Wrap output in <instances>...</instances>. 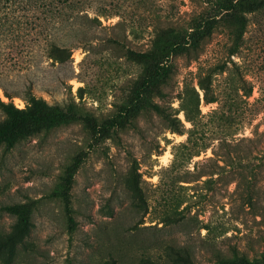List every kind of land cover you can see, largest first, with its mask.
I'll list each match as a JSON object with an SVG mask.
<instances>
[{
	"label": "rangeland",
	"instance_id": "rangeland-1",
	"mask_svg": "<svg viewBox=\"0 0 264 264\" xmlns=\"http://www.w3.org/2000/svg\"><path fill=\"white\" fill-rule=\"evenodd\" d=\"M0 5V264H264V0Z\"/></svg>",
	"mask_w": 264,
	"mask_h": 264
},
{
	"label": "trees",
	"instance_id": "trees-1",
	"mask_svg": "<svg viewBox=\"0 0 264 264\" xmlns=\"http://www.w3.org/2000/svg\"><path fill=\"white\" fill-rule=\"evenodd\" d=\"M17 1V0H0V2ZM22 1V0H19ZM39 0H26V3ZM67 1V0H60ZM1 6V5H0ZM16 10V6L12 7ZM8 15V11L4 6L0 7V32L7 30L11 27L14 28V21H5V17ZM8 25L9 27H7ZM59 49H66L65 46H59ZM71 49L69 48L67 54L71 55ZM5 94L11 98L12 94L5 89ZM27 104L25 107L17 106L12 99L4 100L0 96V108L8 115L9 119L0 126V140H7L13 143L19 137L32 132L38 122L41 121H54L59 118H63V115L51 113L47 109V102L36 96L32 91H27L26 95ZM10 210L16 211V206H8Z\"/></svg>",
	"mask_w": 264,
	"mask_h": 264
}]
</instances>
